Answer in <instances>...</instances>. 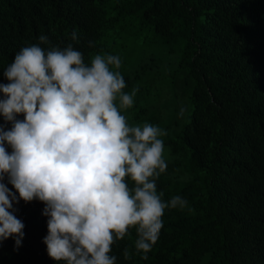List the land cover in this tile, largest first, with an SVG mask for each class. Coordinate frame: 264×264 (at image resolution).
Returning <instances> with one entry per match:
<instances>
[{
  "label": "trees",
  "instance_id": "trees-1",
  "mask_svg": "<svg viewBox=\"0 0 264 264\" xmlns=\"http://www.w3.org/2000/svg\"><path fill=\"white\" fill-rule=\"evenodd\" d=\"M41 34L72 44L86 61L119 55L125 91L139 89L123 114L167 132L158 192L165 201L181 195L188 207L165 211L147 260L130 229L112 246L117 264H264V0H0V83L14 55ZM172 56L176 71L162 65ZM159 67L169 79L156 87ZM44 207L13 202L24 236L19 248L14 237L0 242V264H57L43 243Z\"/></svg>",
  "mask_w": 264,
  "mask_h": 264
},
{
  "label": "clouds",
  "instance_id": "clouds-1",
  "mask_svg": "<svg viewBox=\"0 0 264 264\" xmlns=\"http://www.w3.org/2000/svg\"><path fill=\"white\" fill-rule=\"evenodd\" d=\"M71 39L78 40L75 31ZM121 67L119 55L100 52L86 61L72 44L61 48L41 34L3 70L0 242L14 237L19 248L25 225L13 202L36 199L48 217L43 243L57 264H117L112 246L133 228L135 251L147 260L165 211L188 207L183 196L165 201L158 192L168 168L167 132L147 121L129 123L123 112L139 89L125 91ZM123 256L131 258L128 248Z\"/></svg>",
  "mask_w": 264,
  "mask_h": 264
},
{
  "label": "rangeland",
  "instance_id": "rangeland-1",
  "mask_svg": "<svg viewBox=\"0 0 264 264\" xmlns=\"http://www.w3.org/2000/svg\"><path fill=\"white\" fill-rule=\"evenodd\" d=\"M177 56H172L169 60L168 59H163V63L162 65H170V71L174 69V71H176L177 69ZM169 69V68H168ZM169 73V71H163L161 67L159 68H155L154 71L151 73V77L155 78V86H159L165 83V81L169 78L167 77V74ZM175 88V85H174Z\"/></svg>",
  "mask_w": 264,
  "mask_h": 264
}]
</instances>
